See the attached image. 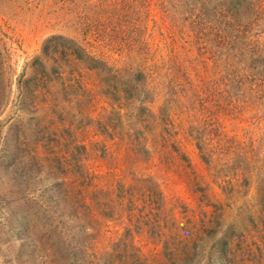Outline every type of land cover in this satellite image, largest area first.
<instances>
[{"label": "rangeland", "instance_id": "1", "mask_svg": "<svg viewBox=\"0 0 264 264\" xmlns=\"http://www.w3.org/2000/svg\"><path fill=\"white\" fill-rule=\"evenodd\" d=\"M222 3L0 0V264H264V52L227 47ZM73 48L108 85L69 81ZM79 164L85 209L61 190Z\"/></svg>", "mask_w": 264, "mask_h": 264}, {"label": "trees", "instance_id": "2", "mask_svg": "<svg viewBox=\"0 0 264 264\" xmlns=\"http://www.w3.org/2000/svg\"><path fill=\"white\" fill-rule=\"evenodd\" d=\"M221 2L226 4V7L228 8L229 12H228V16L226 18V24L221 25V32L220 33H228V36L223 35V38H221V40L223 42H225V44L227 45V47L230 49H232L233 44L237 43V42H242V43H246L247 45V53L251 52L252 54H256V53H263L264 52V47L257 41V40H251L249 38L250 35H248L249 31L247 30L251 25H253V20H255L252 15L253 13H255L256 11H258V9L264 5V0H221ZM222 3V4H223ZM55 43L53 41L50 40H46L43 44V48L41 51V55H46V51L49 50L50 48L48 47H53L54 48ZM232 46V47H231ZM234 49V48H233ZM46 50V51H45ZM84 51V50H83ZM236 51H238V49L236 48ZM65 55V52H64ZM63 55V56H64ZM70 55V54H68ZM67 57H72V72L68 73L69 74V81H78L81 82L82 78L87 75L88 72H92V71H99L97 72V75H100V79L103 81V84L108 85L107 82L108 80L111 78V74H110V69H106L105 64H103L102 62L95 60L94 58H91L87 55V53H85V51L83 52V55L79 52L76 51L74 48L71 52V56H67ZM87 61V64H86ZM36 63L42 65V62L39 61L38 59L35 60ZM82 65H84V67H82ZM32 71L37 70L34 67H31ZM83 71L85 73H83ZM104 75H107V79H104ZM102 81L99 82L98 86L102 84ZM74 84H79V83H74ZM102 84V85H103ZM62 85V84H59ZM63 86V85H62ZM69 89V94L70 96L73 95V84L71 86L68 87ZM110 89V88H109ZM108 89V96L107 97H111V94L109 92ZM25 92L27 93H32L35 96V99L37 101H39V105H41V109H44L45 111L49 110V108H51L52 106V102H57L58 98L56 97V95L50 94L48 92V90H43L41 91L40 89H35L34 88H30L28 89L27 86L24 87ZM85 93V94H84ZM91 93H93L92 90H90V92H88L86 90V88H83V96H87L90 97ZM97 95L103 96V93L101 91H97ZM82 94H80L79 96L73 97L76 99L82 98L83 97ZM77 104L83 108L84 104L83 102H79L77 101ZM37 107V105H36ZM39 108V107H38ZM90 108V107H88ZM106 119V117H104ZM115 129L112 126V124L110 123V121L108 119H106V123L104 124L103 127V134L105 135V137H107L108 139H112L113 136V132H115ZM79 153V152H78ZM80 157V155H78ZM75 160V159H73ZM79 161V160H78ZM78 168H80V164L78 165ZM85 172L80 168L79 173L76 175V181H73L72 184H74L72 186V193H70V186L68 183L62 182V193H63V200L64 202H66L65 199H67V196H69V200L70 202H72V200L75 202L74 206H76L77 208H86L85 204V191L89 190L90 187L91 188H96L97 184H92L93 178L94 176L90 175V174H84ZM83 176V177H82ZM91 176L92 178L88 177ZM136 185H139L141 187L144 188L143 185H145V182H136ZM149 188V196L151 197L150 199V203L153 204H159L162 201V196L160 195L159 190H157V188L153 189L151 186H148ZM147 187V188H148ZM156 187V186H155ZM114 188H106L105 193L106 195H108V197L113 196L114 195ZM118 191V195L120 194H124L127 195V192L129 191V189H124V187H118V189L116 190ZM140 195V194H139ZM130 196V195H128ZM127 199V198H126ZM153 211L154 210H159V208H152ZM152 211V212H153ZM78 216V215H77Z\"/></svg>", "mask_w": 264, "mask_h": 264}]
</instances>
